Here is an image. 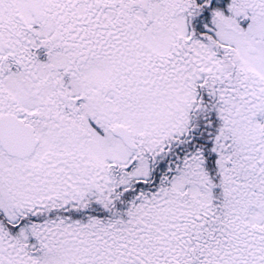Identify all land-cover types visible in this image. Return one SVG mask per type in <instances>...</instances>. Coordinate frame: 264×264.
<instances>
[{
    "label": "snow or ice",
    "instance_id": "1",
    "mask_svg": "<svg viewBox=\"0 0 264 264\" xmlns=\"http://www.w3.org/2000/svg\"><path fill=\"white\" fill-rule=\"evenodd\" d=\"M0 264H264V0H0Z\"/></svg>",
    "mask_w": 264,
    "mask_h": 264
}]
</instances>
